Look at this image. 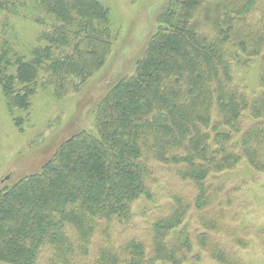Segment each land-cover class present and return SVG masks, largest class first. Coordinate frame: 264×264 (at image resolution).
Wrapping results in <instances>:
<instances>
[{"label": "trees", "instance_id": "trees-1", "mask_svg": "<svg viewBox=\"0 0 264 264\" xmlns=\"http://www.w3.org/2000/svg\"><path fill=\"white\" fill-rule=\"evenodd\" d=\"M202 1L188 0L193 8L186 15L188 22L176 31L159 33L138 63L136 75L117 85L97 110L102 140L85 134L67 141L54 158L58 164L45 165L40 173L0 192V263L39 264L43 259L45 264H84L95 236L112 239L114 222L129 221L130 204L141 196L148 174L143 151L158 153L163 161L169 156L167 160L179 168L178 176L197 184L198 205L208 204L209 189L202 184L207 175L215 167L226 169L234 163L225 141L230 135L224 129L235 128L249 107L245 94L234 86L232 64L237 53L250 58L251 51L260 48L250 49L247 38L245 47L231 53L226 43L238 40L224 13H215L213 36L200 32L191 15ZM40 7L52 21L43 23L47 30L51 27L41 37L44 45L34 49L33 62L16 60L15 79L10 72L2 77L11 109H26L25 98L31 94L27 88L13 94L14 82L62 92L68 82L102 66L109 52L106 15L95 0H42ZM223 17L227 31L219 26ZM238 31L244 37V30ZM5 67H13L11 61ZM40 70L45 77L37 85ZM251 104L259 118L262 104ZM212 127L224 147L215 152L209 147ZM254 128L246 135L244 148L246 157L259 167L264 133L257 135L262 126ZM173 202L172 213L153 228L155 259L182 253L179 241L166 246L169 233L184 223L186 214L185 202L177 197ZM143 245L135 239L117 249L108 240L97 249L92 264H144L150 259Z\"/></svg>", "mask_w": 264, "mask_h": 264}, {"label": "rangeland", "instance_id": "rangeland-1", "mask_svg": "<svg viewBox=\"0 0 264 264\" xmlns=\"http://www.w3.org/2000/svg\"><path fill=\"white\" fill-rule=\"evenodd\" d=\"M41 1L0 0V192L40 173L45 165L58 164L59 159L54 158L67 141H77L85 134L102 140L97 110L111 98L117 85L136 75L137 65L145 59L152 40L159 33L182 28L188 22V11L193 9L188 0H179L177 5L175 0H95L106 15L110 37L109 52L102 66L85 78L68 82L67 89L64 86L62 92L55 94L48 86H31L32 83L22 86L14 82L13 94L23 93L25 88L31 94L25 98L26 109H11L2 77L10 72V78L15 79L16 60L33 62L34 49L44 45L41 37L51 27L47 30L43 23L52 21L45 18ZM217 5L216 10L221 12L215 10ZM192 13L193 24L194 21L199 24L197 29L211 36L216 30L215 13L229 17L232 34L238 40L226 43L231 53L245 47L248 39L250 49L260 48L252 50L250 58L237 53L232 64L234 86L245 94L249 104L235 128L220 129L229 132L230 139L225 141L234 163L209 172L202 184L209 189L207 196L211 201L200 207L196 201L197 184L181 179L176 172L179 168L167 160L169 156L163 161L158 153H147L150 158L143 151L148 174L142 194L130 204L129 221H115L112 225V239H106L104 234L94 237L89 264L96 258L97 249L108 240L114 241L118 249L135 239L144 243L145 253L148 249L150 260L144 264H264V153L257 158L258 167L256 160L246 157L244 148L246 135L257 130L255 125L263 130L257 135L264 133V0H203ZM219 26L228 30L225 17ZM238 29L244 30L245 38L237 34ZM7 61L13 67L6 69ZM44 77V71H38L37 85H41ZM252 101L262 104L259 118ZM211 115L215 116L214 109ZM213 130L212 127L209 147L215 152L224 147ZM176 197L186 203L185 220L169 233L166 246L179 241L186 249L181 246L182 253L176 257L155 259L151 253L153 228L172 213Z\"/></svg>", "mask_w": 264, "mask_h": 264}]
</instances>
